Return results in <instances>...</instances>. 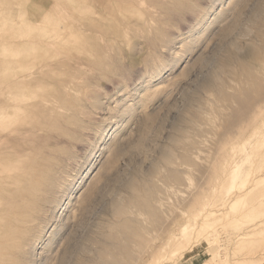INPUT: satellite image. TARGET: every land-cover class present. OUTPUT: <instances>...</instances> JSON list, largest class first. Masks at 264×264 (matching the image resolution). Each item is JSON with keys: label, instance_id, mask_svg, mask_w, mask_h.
<instances>
[{"label": "rangeland", "instance_id": "rangeland-1", "mask_svg": "<svg viewBox=\"0 0 264 264\" xmlns=\"http://www.w3.org/2000/svg\"><path fill=\"white\" fill-rule=\"evenodd\" d=\"M211 1L131 0L132 3L121 5L120 11L113 15L111 26L104 31L92 34V38L97 36L96 41L99 44L94 51L99 57L98 60L96 58L93 68L79 66L76 70L70 65H58L53 61L56 56H61V53L56 48H48L44 45L43 42L46 40L39 36L35 26L32 25V19L40 20L46 13H51L55 18L57 15L65 21L63 30L67 26L66 30H69L71 25L75 26L74 6L69 5L72 0H59L62 9L55 6L58 0H0V26L4 25L9 14L20 23L24 22L25 17L29 19L28 24L32 28L34 37H37L38 44L32 53L28 50L21 55L25 65L21 64L18 69L36 66L37 72L42 74L38 77L40 79L36 80L43 83L38 85L36 80H33L28 89L32 91L29 99L26 97L23 100L19 97V102L15 101L17 97L11 98L9 93V90L12 91L11 87L2 85L3 92L7 95L4 96L5 105L15 101L23 106L17 113H0V143H2L0 146V210L7 213L9 210L14 211L21 208L23 202L28 203L39 197L44 193L49 178L56 173V169H66L67 167L63 166L74 162L75 165L79 162L82 164L91 146L96 149V152L87 160L82 177L77 180L74 191L70 192L72 196L69 195L70 198H66L68 205L66 204L63 214L68 213L71 216L69 221L73 227H77L82 219L96 233L101 229L99 225L102 226L103 223L109 226L111 231L120 230L121 228L118 227L120 217L114 213V205L120 200L127 199L134 192L130 188L134 181L140 185V190L144 184L151 183L156 185V188L165 196L176 192L169 197L174 199L175 203L177 202L171 211L176 221V233L180 232L179 223L184 219L178 204L182 202L184 196L189 199L199 182L203 183L204 191H206L205 199L210 197L217 199L222 195L221 201L224 194L235 190L233 194L235 196V193L240 192L241 187L251 186V191L244 196L239 205H234V213L228 210L222 211L225 213L214 225V227L217 226L215 229L218 232L216 242L212 240L210 243L205 236H202L200 241L195 240V246L178 257V264H201L210 257L208 254L210 248L211 251L213 248L216 250L217 245L222 254L226 253L223 258L228 260L227 263L223 261L222 264H264V259L256 258L264 257V229L252 233L245 242L239 243L236 241L238 232L244 231L242 227L250 223L239 226L227 223L236 211L253 207L264 200V177L259 176L262 172L259 169L264 166V118H262L264 113L257 114L256 121L249 124L250 128L243 132L234 131L220 144L219 138L228 124L227 115L232 112V109L229 107L231 111L227 112L229 105L219 99L217 92L214 91L215 86L211 85L219 78L225 80L224 85L228 88L232 85L235 88H238L237 84L242 85L240 81L243 70H238L241 66L236 58L244 62L251 60L249 63L253 67L263 62V59L257 56L253 59L246 56L245 59L244 53L253 43L258 45L259 50L263 47V52L260 50V53H264V0H223L222 2L217 0L218 6L209 20L211 22L207 23L206 27L204 25L198 33H188L191 25L195 23L199 9L207 6ZM4 11L7 12L4 13ZM227 29L233 32L227 33ZM0 32L8 35V32L1 28ZM74 33L78 34L75 29ZM168 38L172 39L171 46L164 45ZM234 38H237V44ZM13 41L11 37L10 39L0 37V72L3 77L13 68L7 53L12 51L8 44ZM262 54L260 56L263 57L264 54ZM236 55L238 57H235ZM177 58L180 59L179 64L177 63L174 69L173 64ZM3 59L8 63H2ZM156 59L164 61L166 66L158 74L154 72ZM223 67H226V70ZM229 68L231 71L235 69V73ZM220 70L222 73L228 72L227 75L220 73ZM217 74L223 76L216 78ZM228 81L231 82L229 86ZM242 81L245 84V77ZM256 92L253 93L257 96ZM255 95L251 94L252 98ZM194 99H197L199 105ZM189 102L193 105L191 106ZM221 102L225 104V107L224 105L222 107ZM190 106L193 107V111ZM199 106L204 110H201ZM197 108L203 114L206 112L208 114L205 116L202 114L201 122L192 125L189 119L195 117L192 113H195ZM220 113L224 115V119ZM215 116H217L216 120L212 118ZM207 117L212 120V123L207 120ZM13 118L21 120L20 130L18 129L17 132L9 130L8 122ZM180 126L188 132L184 134L183 137L186 136L184 140H195L197 146L200 139L203 143L198 152L199 156L201 155L198 167L178 159L180 162L177 163V168L186 170L185 175L189 179L184 187L177 188L176 185H170V181L165 178L161 170L165 165L163 157L166 152L169 150L182 152L184 142L178 139L183 138ZM104 129L105 135L101 136ZM200 129L204 133L196 134L195 131ZM254 133L255 136L252 135ZM259 133L262 134L258 136ZM175 141L179 143L175 144ZM244 145L251 153L249 162L244 161L246 158ZM209 150L212 154H209ZM206 156L211 160L209 158V161L205 160ZM155 169L157 170L153 171ZM192 169L196 172L195 174ZM234 169L238 172L236 176H232L230 172ZM222 184L221 190L219 186ZM183 188H187L188 192ZM175 189L181 190L179 194ZM213 189L220 192L217 193ZM49 194L50 190L48 196ZM133 209L129 207L128 217L140 213L137 208Z\"/></svg>", "mask_w": 264, "mask_h": 264}, {"label": "bare ground", "instance_id": "bare-ground-1", "mask_svg": "<svg viewBox=\"0 0 264 264\" xmlns=\"http://www.w3.org/2000/svg\"><path fill=\"white\" fill-rule=\"evenodd\" d=\"M222 1L223 0H219V2H222ZM60 3L61 2H59L58 0V3H56L55 6L61 7L62 9V6H60L61 5ZM129 3H132L131 0H72V3H70L69 5L74 6L75 26L71 25V27L73 28L70 27L69 30H66L68 26L65 27V30L67 32L63 30L62 28V26L66 25L65 21H63L61 17L57 15L55 18L51 13H46V15L40 18V20L32 19L33 21L32 25L35 26V30L37 31L39 36L43 37L46 40L43 42L44 45H46L48 48H51V47L56 48L61 53V56L58 55L53 59V61L56 64L58 65L67 64V65L72 66L71 67L72 69H74L75 67L76 70H78L79 66H82L83 68H87V67L93 68V64H95V61H97L99 57L98 55H95V52H94L95 48L99 44L96 41L97 36L96 38L95 37L92 38V34L95 32L98 33V32L104 31L107 28H109L111 26V23L113 22V15H115L117 11H120L119 9L121 5L123 4L127 5ZM216 6H218L217 0H212L211 3L208 4L207 6L205 5V7H201L196 16L195 23L193 22L194 24L191 25L192 27L188 30V33L189 32L198 33L201 31L200 29L204 25L206 27L207 23L211 22V21L209 22V20L214 15L213 12ZM6 12L7 11H4V13ZM225 17H226V14H225ZM236 19H238V17ZM28 21L29 19L25 17L24 22L20 23L15 19L14 16H11V14H9V16H7L4 21V25L0 26L2 30H6L8 32V35H6L7 38L10 39L11 37L14 39L12 43L8 44L9 45L8 47L12 48V51H7L13 63V68L11 72L8 75H5L4 77L1 75L2 72H0V113H17L18 111H20L22 109L23 104L21 106V105H18L19 103H16V102H19V97L23 100L24 98L26 99V97L29 99V95L32 92V91H28L29 86L32 84L33 80L40 79L38 77L42 76L40 72H37L36 66L28 67L29 69L28 68L22 69V70L18 69L21 64L25 65L24 61L22 60L21 55L28 50H30L28 51L29 53H32V50L38 44L36 42L37 37H34L35 35L33 34L32 28L29 26ZM74 29L77 31L78 34L76 33L73 34ZM228 30L229 29H227V31ZM230 32H233V31H228L227 33H230ZM257 34L258 33L256 32V35ZM225 35L228 36V34H225ZM23 39H25V41ZM236 39L234 38V40ZM263 40L261 41L262 43H263ZM236 42L237 40L235 41V43ZM171 43H172V39L168 38L164 45L168 46ZM254 44L256 45V43H253V45L251 44L252 46H249L246 48L244 57L245 59H246V56L251 57V59L256 58V56L257 58L261 57V59H263L262 60L263 62L259 61L260 64L253 67L249 63L251 62V60H249V62L247 61L244 62V60L241 61L236 58L237 63L241 66V67H238V70L239 69L240 71L243 70V77L241 78V81H240L242 85L240 86L239 84L240 87L238 86L237 84L238 81L236 80L237 81L236 84L238 88H235V86L232 85L229 87L231 88L230 90L228 87H226V85H224V83H226L225 80L221 78H219L218 80H215L214 84H211L215 86L214 87L215 89L213 87L212 89H214V91L217 92L219 99H221V101L224 100L223 102L229 105L227 106L229 110L226 109L227 112L229 111L228 113H230L231 111L230 108L232 109V112L229 115H227L228 124L224 128V132L222 134L223 136L221 135L222 138L221 136L219 138L218 142L220 144H222L224 142V139L227 138V136L231 135L234 131L237 130L236 132H241V131L243 132V130H246L249 127L250 123H254L256 121L257 114L264 113V86H263L264 85V56L263 57L260 56L262 54L260 53L261 49L259 50L257 48L258 45L255 46ZM230 46L234 48L233 45H230ZM261 51L263 52V47ZM230 53L229 54L227 53V54L230 55ZM177 55L179 54L177 53ZM235 57H238V56L236 55ZM178 58H177V61L174 62L175 64H173V68L179 62L180 59ZM253 61L252 63H255ZM33 62H35V60ZM2 63H5V62L2 61ZM6 63H8V61ZM165 67L166 66L164 65V61H161L158 59L155 62L154 72H156L157 74L161 73L165 69ZM167 67H169V65ZM223 68L222 70L224 69L226 70V67L224 69ZM234 70L231 71L230 69L231 72H234ZM228 72L222 73L220 70V73L222 74L226 73L227 75ZM222 74H219V75L217 74L216 78H218V76L220 77V75L223 76ZM244 77L246 80L245 84L242 81ZM203 80H205V78H203ZM249 81H250V84H249ZM201 83L203 82L201 81ZM5 84L8 87L9 86L11 87L12 91L9 90V93H11V98L17 97L15 99L16 102L13 99L14 102H11L5 105L6 100L4 99V96H7V95L4 94L3 87H2V85H5ZM36 84L42 85L43 83L41 81L36 80ZM229 85H231V82H229L228 86ZM257 90L258 92H256ZM23 92L25 93L23 94ZM253 92H256L258 95L256 96ZM251 94L255 95L256 97L254 96L252 98ZM197 99L196 100L194 99V100L197 101ZM97 100L99 101L100 99L98 98ZM200 101L202 102V100ZM214 102H216V100ZM196 103H198V101ZM192 105L193 103H191V106ZM194 105L197 106V104L195 103ZM223 105L225 107V104H222V107ZM191 106L190 108H192V111H193V107ZM200 107L201 106H199V108ZM201 110H204V108H202ZM207 110L209 109L207 108ZM213 110H216V109H213ZM187 112H190V111H187ZM222 113H220V116L222 115L223 116L222 119H224V115ZM192 114H194L195 117L193 115L192 116L190 115V117H194V118H192L193 120L191 119L192 121L189 119V122L192 125H195L200 120H202L203 115L205 116V114H208V113L206 112L205 114H203L202 111L198 109L195 111V113H192ZM209 115L207 116L211 118V116ZM217 116H219L218 113H217ZM217 116L212 117V118L216 120L215 118ZM187 117L189 118V116ZM210 118H208L207 120L211 122L212 120ZM219 118L221 119V117ZM11 120L8 122L9 127H10L9 130L11 132L12 131L17 132L18 129L20 130L19 127L21 124V120L15 119V118ZM261 121H262L261 122V125H262L263 119ZM216 128L218 129V127ZM179 129L182 132L181 137H183L187 131L185 130L184 127H181V126ZM197 129H198V126H197ZM252 129L254 130L253 127ZM197 131H195L196 134L204 133L202 129H200L199 130L200 132L198 131V133ZM102 132L103 133L101 134V136L105 135V129ZM262 133H259L258 136ZM252 135L255 136V133ZM211 136L212 135H210V137ZM246 136L247 135L245 134V137ZM185 137L178 138L180 142H184L182 144L183 147H182L181 153H177L175 151L169 150L168 152L164 154V157H163L165 165L163 167L164 169L162 168L161 171L164 172L165 178L168 181H170L171 183L170 185H173V186L176 185L177 188H180L181 186L184 187V185L187 184L186 182L189 179V177L185 175L186 170L184 171V170L178 169L177 163H179L180 161L186 164L190 162V165H196V167H198L199 166L198 161L201 156V155L199 156L198 152L200 151L199 148H201V144L203 143L202 139H200L199 137V139L202 142L199 141L198 142L199 144L197 146V143H196L197 141L184 140ZM176 141H175V144L179 143ZM6 143H9V142H6ZM1 145L2 143H0V146ZM204 145H205V142H204ZM236 145L234 147H236ZM244 147L245 145L243 146V148ZM245 148H246V158L244 159V161L249 162L251 159V153L248 147H245ZM95 150L96 149L91 146L88 151L85 149V151L87 152L85 154V158H84L85 160H83L84 162L82 164H80L79 162L78 165H75L74 164L75 162H74L71 165L67 164L63 166V167H67L66 169H63V170L56 169V172L63 171L64 175L67 178L66 183L59 189H53L52 191V188H50L49 185L47 184V187L45 188L44 193L40 194L39 197H37L34 200H31L28 203L23 202V205L20 206L21 208L15 209L14 211L9 210L8 213L6 211L2 212L0 210V264H178L179 262L178 257H180L181 255H184L188 249L193 248L195 246L194 245V243L196 242L195 240L200 241L202 239L201 237L205 236L206 239L208 238L207 240L210 243L212 240L216 242V240L218 239V234H217L218 232L215 229V227L217 226L214 227V225L219 220H221L222 218L221 215L225 213L222 211L228 210V212L234 213V210H233L234 205H239L240 201L244 198V196H246L247 193L251 191V186H248L246 188L241 187L240 192L235 193V196H233L235 190H232L230 193L224 194L222 197V201L220 198L222 195L218 197L220 199L216 197L219 201L215 199L214 196H213L214 198L212 199L211 197L209 199L208 198L205 199L204 197L206 195L204 192L206 191H204L203 183L199 182L196 185L194 192L191 191L192 193L189 199L184 196L182 202L178 204L180 205V210H181L179 211L181 212V215H184V219L181 223H179V230L181 229L180 232L178 231L179 233H176L175 232V222L176 221L172 217L171 211H173V205L177 204V202L175 203L174 199H171V198L169 199L170 196L172 197L171 194L173 192L170 195L165 196L162 193V191L156 188V185L151 184V183H146L144 185L142 184L143 188L140 190V185L135 183L134 181L130 185V188L134 192L130 196H128L127 199L120 200L116 202L114 205V213L118 217H120L119 223H118V227L121 228L120 230H118L117 232L111 231L109 230L110 229L109 226H107L104 223L103 224L101 223L102 226L99 225L101 229L96 233L95 230L90 228V226L87 225L88 223H85L82 219L79 221L77 227H73L69 221L71 219V216L68 213L67 215L63 214L64 210H66V207L68 205L67 204L68 202L66 203V200L70 198V196H72L70 195V192L72 193L74 191L77 180L82 177V174L85 171L84 169L88 163L87 160L89 159L90 156L95 154L96 152ZM239 152H241V150H239ZM209 154H212L211 151L209 152ZM206 158L205 160H208V158L210 159V157H207V156ZM156 170L157 169L153 171H156ZM259 171H262L259 174V176L264 177V166L261 167ZM230 172L232 176H236L238 174L236 169ZM241 172H244V171H241ZM195 173L196 172L194 171V174ZM186 189H184V191L188 192V190ZM219 189L221 190L223 189V184L219 186ZM49 190H50V194L48 196ZM172 191H174V189H172ZM175 191H178V190L175 189ZM179 191L177 194H179ZM209 191L211 192V190ZM214 191H217V190H214ZM224 193H226V191ZM178 198H179V195H178ZM24 203L26 205H24ZM129 207H131V209H133L132 207L137 208V211L139 210L138 212L140 213L136 216L132 215V217L129 214L130 216L128 217L127 212H128ZM235 213L236 214H234L227 221V223H232L235 226L250 223L248 224V226L242 227V229L244 228V231L238 232L236 241H238L239 243L245 242L252 233H255L256 231L260 229H264V200L258 205H254L253 207H248V208H242L239 211H236ZM247 228H250V229L248 231H245V229ZM217 247H216V250L215 248H213L212 251L210 248V253H208L210 257L207 258L205 261H203L201 264H222L223 261L226 263L228 262L227 259L223 258V255H225L226 253L222 254L221 250L218 249ZM256 258L264 259L263 256L260 258L259 257H256Z\"/></svg>", "mask_w": 264, "mask_h": 264}, {"label": "snow or ice", "instance_id": "snow-or-ice-1", "mask_svg": "<svg viewBox=\"0 0 264 264\" xmlns=\"http://www.w3.org/2000/svg\"><path fill=\"white\" fill-rule=\"evenodd\" d=\"M66 179L63 171H58L49 178L48 185L52 189H59L66 183Z\"/></svg>", "mask_w": 264, "mask_h": 264}, {"label": "crops", "instance_id": "crops-1", "mask_svg": "<svg viewBox=\"0 0 264 264\" xmlns=\"http://www.w3.org/2000/svg\"><path fill=\"white\" fill-rule=\"evenodd\" d=\"M1 35H2V37L7 38V36H6L5 34H3V33L0 32V37H1ZM2 50H3V49H2ZM2 52L5 53V51H2ZM3 61L6 63V60H5V59H3Z\"/></svg>", "mask_w": 264, "mask_h": 264}]
</instances>
